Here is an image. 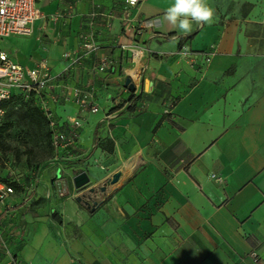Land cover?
Masks as SVG:
<instances>
[{
  "label": "crops",
  "instance_id": "crops-1",
  "mask_svg": "<svg viewBox=\"0 0 264 264\" xmlns=\"http://www.w3.org/2000/svg\"><path fill=\"white\" fill-rule=\"evenodd\" d=\"M126 1L43 0L32 35L5 39L0 53L49 66L60 86L54 117L82 128L80 154L53 160L27 205L0 207L15 257L0 264H264V0H208L215 22L189 34L163 21L173 0ZM231 5L248 10L230 14ZM93 17L98 51L65 60ZM151 18L158 30L126 34L125 19ZM185 46L211 53L210 64L182 57ZM101 59L112 62L107 73L93 70ZM62 86L93 92L99 112ZM80 173L89 185L75 191ZM91 191L106 201L94 215L77 201ZM40 200L44 209L29 206Z\"/></svg>",
  "mask_w": 264,
  "mask_h": 264
},
{
  "label": "built area",
  "instance_id": "built-area-1",
  "mask_svg": "<svg viewBox=\"0 0 264 264\" xmlns=\"http://www.w3.org/2000/svg\"><path fill=\"white\" fill-rule=\"evenodd\" d=\"M43 0H0V39H10L13 37H29L32 35L34 25L41 19V10L39 3ZM129 8L136 9L140 0L126 1ZM95 17V16H94ZM94 17L89 23V29L82 35L80 50L77 54L68 52L64 54V59L74 64L80 63L82 58H86L96 53L99 49L98 35L94 26ZM132 20H124V30L127 35L135 31V36L145 31L158 30L162 22L160 18L145 19L132 25ZM133 62H138L143 56L140 49H129ZM198 67L210 64L212 54L205 52L189 55ZM112 69V62L107 59H101L94 66V71L98 73H107ZM132 78L131 84L135 87V81ZM60 88L52 77L51 69L45 62H39L33 68L20 65L6 53H0V127L3 124L6 114L5 103H10L16 99H22L26 102H35L45 117L50 132L52 134V147L55 153L54 160H69L71 155L80 154L79 139L81 136L82 122L77 120L65 128L61 125L53 114L51 101H53L54 91ZM61 89H67L73 93L74 101L82 110H87L91 114H97L99 107L96 96L93 92H87L84 89L62 86ZM58 174L61 172L58 171ZM214 181L224 183V180L213 175ZM15 190L3 183H0V207L14 197ZM4 254L14 262V254L6 246H3Z\"/></svg>",
  "mask_w": 264,
  "mask_h": 264
},
{
  "label": "rangeland",
  "instance_id": "rangeland-1",
  "mask_svg": "<svg viewBox=\"0 0 264 264\" xmlns=\"http://www.w3.org/2000/svg\"><path fill=\"white\" fill-rule=\"evenodd\" d=\"M247 10V7L241 9L237 5H231L228 13L235 15L244 12L245 14ZM8 41L0 39V51L6 50ZM5 111L1 130H6V132L0 136V183L16 184V194L12 198L21 199L22 203L27 205L30 199L29 192H33L31 196L35 195L37 180L45 170L51 167L55 158L50 138L51 132L34 103L26 104L17 100L11 103ZM81 174L83 173L79 175ZM75 191L77 190L75 189ZM92 195L93 193L89 192L84 196L78 195V198L85 197L92 204L99 203ZM25 198L28 199L25 201ZM34 204L38 208L46 207L43 200L29 206L32 208ZM6 227L0 211V259L6 257L3 246H6L10 251L14 246L10 239L11 235L6 232L4 234Z\"/></svg>",
  "mask_w": 264,
  "mask_h": 264
},
{
  "label": "clouds",
  "instance_id": "clouds-1",
  "mask_svg": "<svg viewBox=\"0 0 264 264\" xmlns=\"http://www.w3.org/2000/svg\"><path fill=\"white\" fill-rule=\"evenodd\" d=\"M131 2L135 3V0ZM215 18L216 10L208 0H173L164 13L163 21L174 26L179 32L189 34L193 31L194 24H212ZM186 54H190L187 46L181 52V56Z\"/></svg>",
  "mask_w": 264,
  "mask_h": 264
},
{
  "label": "trees",
  "instance_id": "trees-1",
  "mask_svg": "<svg viewBox=\"0 0 264 264\" xmlns=\"http://www.w3.org/2000/svg\"><path fill=\"white\" fill-rule=\"evenodd\" d=\"M17 100H20V101H22V102H24V103H26V104H29V103H34L35 104V106H36V108L38 109V111H39V113H40V115L42 116V118H43V120H44V122L47 124V126H48V123H47V121H46V119H45V117L43 116V114H42V112L40 111V109H39V107L37 106V104L35 103V102H33V101H31V102H26V101H24V100H22V99H16V100H14V101H12V102H10V103H5L3 106H2V108H7L11 103H13V102H15V101H17ZM161 126V122L157 125V127L155 128V132L157 131V129L159 128ZM48 128H49V126H48ZM6 132V130H1V127H0V136H2L4 133ZM51 134V133H50ZM50 138H51V141H52V134L50 135ZM111 151V150H110ZM1 183H3V184H5V185H7V186H9V187H11V188H13L14 190H15V186H16V184H6L5 182H1ZM16 192V191H15ZM83 208H85V209H87L88 211H89V213L91 214V215H94L105 203H106V201H103V202H100V203H94V204H90L88 201H87V199H84V200H82V201H80V202H78Z\"/></svg>",
  "mask_w": 264,
  "mask_h": 264
},
{
  "label": "water",
  "instance_id": "water-1",
  "mask_svg": "<svg viewBox=\"0 0 264 264\" xmlns=\"http://www.w3.org/2000/svg\"><path fill=\"white\" fill-rule=\"evenodd\" d=\"M126 87L132 92L135 91V87L131 84V80L130 79L127 80ZM117 182H118V179L116 178L111 184L115 185V184H117ZM73 184H74V187H75V189L77 191H80V190L84 189L85 187H87L89 185V179H88L87 174L83 173V174L75 177L74 180H73ZM114 191L115 190L106 191V193H105L106 197H109L112 193H114ZM93 192L94 191H91V193H93ZM84 199H85V197L84 198H77V201L80 202V201H82ZM88 202L90 204H92L91 201H89V199H88Z\"/></svg>",
  "mask_w": 264,
  "mask_h": 264
}]
</instances>
